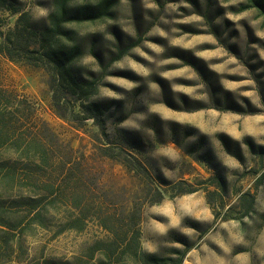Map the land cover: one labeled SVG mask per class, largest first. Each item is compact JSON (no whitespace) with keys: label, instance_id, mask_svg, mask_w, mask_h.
Segmentation results:
<instances>
[{"label":"rangeland","instance_id":"374dc122","mask_svg":"<svg viewBox=\"0 0 264 264\" xmlns=\"http://www.w3.org/2000/svg\"><path fill=\"white\" fill-rule=\"evenodd\" d=\"M18 1L47 21L52 0ZM244 4L120 0L113 19L83 25L98 40L77 64L97 79L98 119L55 98L43 69L0 54V169L15 174L0 201L28 226V260H91L105 221L135 207L146 252L190 246L184 264H264V17ZM2 17L6 33L16 17ZM118 46L129 50L116 60ZM182 181L197 191L170 198ZM154 188L167 197L150 205Z\"/></svg>","mask_w":264,"mask_h":264},{"label":"trees","instance_id":"16d2710c","mask_svg":"<svg viewBox=\"0 0 264 264\" xmlns=\"http://www.w3.org/2000/svg\"><path fill=\"white\" fill-rule=\"evenodd\" d=\"M119 2L120 0H52L47 21L38 23L20 1L0 0V54L11 61L24 60L28 65L43 69L48 75V84L55 98L60 99L62 95L73 97L85 114V120L98 119L104 115L105 108L103 104L92 100L99 91L97 79L83 77L81 68L77 66L87 51L96 55L98 40L84 36L80 28L85 24L113 19ZM249 9H256L264 17V0H246L240 10ZM3 13L16 17L14 28L6 33L2 31ZM118 48L119 56L116 60L121 59L129 50V47L124 46ZM41 152L44 158L43 150ZM138 169L145 172L139 162ZM0 171L5 173L0 177V183L6 187L13 186V168L3 167ZM169 191V197L175 198L197 190L182 181L171 184ZM147 195L151 198L150 205L161 203L167 197L160 188L150 189ZM24 204L35 208L39 201L28 198ZM4 207V203L0 201V264L26 261L27 264H39L27 259L29 250L25 235L28 226H22L24 218L19 222H12L5 216ZM102 221L104 223L105 219ZM141 221L142 212L135 207L128 213L125 222L115 220V223L110 224L106 220L103 226L109 231V240L96 243L91 260L74 262L68 259H51L43 260L40 264H126V260L132 264H184L190 246L185 249L173 248L168 256L144 251L141 245ZM75 223L79 225V229L86 225L83 218H78ZM98 251L100 257H95L94 254Z\"/></svg>","mask_w":264,"mask_h":264}]
</instances>
